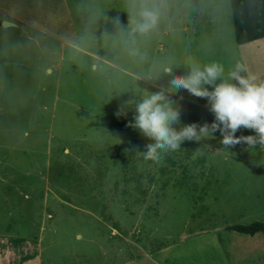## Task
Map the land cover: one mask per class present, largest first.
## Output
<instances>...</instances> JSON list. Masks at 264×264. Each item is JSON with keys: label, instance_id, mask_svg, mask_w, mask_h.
Here are the masks:
<instances>
[{"label": "rangeland", "instance_id": "1", "mask_svg": "<svg viewBox=\"0 0 264 264\" xmlns=\"http://www.w3.org/2000/svg\"><path fill=\"white\" fill-rule=\"evenodd\" d=\"M153 2L157 29L133 36L130 0H0L18 17L0 11V264H264V234L227 229L264 223V146L217 131L152 161L128 127L161 89L180 126L211 124L165 69L241 63L264 79V39L236 44L229 0ZM76 34L80 50L64 43Z\"/></svg>", "mask_w": 264, "mask_h": 264}, {"label": "clouds", "instance_id": "2", "mask_svg": "<svg viewBox=\"0 0 264 264\" xmlns=\"http://www.w3.org/2000/svg\"><path fill=\"white\" fill-rule=\"evenodd\" d=\"M160 14L153 0H130L128 26L133 36H147L157 29ZM113 23L123 29L119 17ZM130 55L140 56V53L131 49ZM165 71L175 92L186 90L194 97L206 99L215 120L202 126L195 123L180 126V107L169 99L166 90L146 94L135 103L134 122L128 124L151 141L143 153L137 152L145 160L159 161L163 153L179 149L184 141L199 142L217 131L225 147L242 143L249 147L264 146V79L250 73L241 63L235 64L227 77L224 66L217 62L205 65L193 62L183 76L173 75L171 68ZM116 115L126 116L125 106ZM241 128L252 130L255 135L236 137Z\"/></svg>", "mask_w": 264, "mask_h": 264}, {"label": "trees", "instance_id": "3", "mask_svg": "<svg viewBox=\"0 0 264 264\" xmlns=\"http://www.w3.org/2000/svg\"><path fill=\"white\" fill-rule=\"evenodd\" d=\"M229 6L237 45L264 39V0H229ZM227 229L254 236L258 233L264 234V223L253 222L249 225L230 226Z\"/></svg>", "mask_w": 264, "mask_h": 264}, {"label": "crops", "instance_id": "4", "mask_svg": "<svg viewBox=\"0 0 264 264\" xmlns=\"http://www.w3.org/2000/svg\"><path fill=\"white\" fill-rule=\"evenodd\" d=\"M1 10H4V9H0V11ZM4 14H13L12 12H7V11H2ZM14 15V14H13ZM14 17H16L15 15H14ZM193 18H197V17H193ZM75 19V18H74ZM76 20H78L77 18H76ZM15 21L16 22H18V17H16V19H15ZM19 22H21V21H19ZM71 22V23H70ZM70 24H71V26H73L74 24H73V22L70 20L69 21V28H70ZM15 24H10V26H14ZM78 34H76L75 35V39L73 40V41H70V39L71 38H68V37H65V46H71V47H73V48H75V49H77V50H80V47L79 46H77V44H76V40L78 39ZM81 50L82 51H85L83 48H81ZM88 55H93L94 57H100V58H103V57H101V56H99V55H97V54H93V53H90V52H88V51H85ZM128 57V56H127ZM244 244H242V245H239L240 247L239 248H242V246H243ZM245 246H249L248 244H246ZM249 253H251L250 251H248ZM253 254V253H252ZM253 255H255V254H253ZM245 258V260H247V261H249L250 262V258H246V257H244Z\"/></svg>", "mask_w": 264, "mask_h": 264}, {"label": "water", "instance_id": "5", "mask_svg": "<svg viewBox=\"0 0 264 264\" xmlns=\"http://www.w3.org/2000/svg\"><path fill=\"white\" fill-rule=\"evenodd\" d=\"M8 23H3V25L5 26V25H7Z\"/></svg>", "mask_w": 264, "mask_h": 264}]
</instances>
